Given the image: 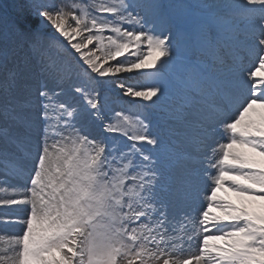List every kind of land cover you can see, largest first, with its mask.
Segmentation results:
<instances>
[{"label":"snow or ice","instance_id":"snow-or-ice-1","mask_svg":"<svg viewBox=\"0 0 264 264\" xmlns=\"http://www.w3.org/2000/svg\"><path fill=\"white\" fill-rule=\"evenodd\" d=\"M0 210V264H264V0H0Z\"/></svg>","mask_w":264,"mask_h":264},{"label":"rangeland","instance_id":"rangeland-1","mask_svg":"<svg viewBox=\"0 0 264 264\" xmlns=\"http://www.w3.org/2000/svg\"><path fill=\"white\" fill-rule=\"evenodd\" d=\"M134 79H135V77H134ZM2 212H3V210H0V213H2ZM4 228H7V230L10 232H15V231L19 230L18 227H16L15 225H7V226L0 225V229H4Z\"/></svg>","mask_w":264,"mask_h":264}]
</instances>
